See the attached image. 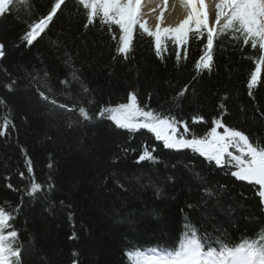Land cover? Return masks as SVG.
<instances>
[{"label":"trees","instance_id":"1","mask_svg":"<svg viewBox=\"0 0 264 264\" xmlns=\"http://www.w3.org/2000/svg\"><path fill=\"white\" fill-rule=\"evenodd\" d=\"M53 2L30 0V11L13 7L0 16V206L14 217L23 264H131L130 251L175 247L186 224L213 247L220 239L235 245L254 238L264 228L258 187L191 149H165L147 129L129 132L97 116L133 92L146 110L184 121L188 138L204 135L216 118L264 145V69L249 95L250 45L219 37L211 70L198 71L206 34L190 37L178 61L171 42L161 59L151 38L136 32L125 59L106 25L96 20L85 28L76 0H66L29 45L23 37ZM80 107L91 120H83ZM145 146L159 162L137 163ZM33 180L42 188L29 195Z\"/></svg>","mask_w":264,"mask_h":264},{"label":"snow or ice","instance_id":"2","mask_svg":"<svg viewBox=\"0 0 264 264\" xmlns=\"http://www.w3.org/2000/svg\"><path fill=\"white\" fill-rule=\"evenodd\" d=\"M167 2L168 0H162L164 5H167ZM65 3L66 0H54L47 15L32 23L23 39L31 45ZM179 3L186 12L183 18L175 25L162 26L164 8L161 7L153 29L148 26L145 19L142 0H76L78 10L79 6H82L86 15L85 28L94 24L96 20H99L101 26L106 25L108 32L112 33V39L118 41L116 53L123 54L125 59L132 49L136 32L151 38L155 54L161 59L162 52L167 49V42H171L177 49L178 61L181 46H184V56H187L190 37L199 40L206 34L204 51L196 61L195 68L198 71L211 70L214 40L230 34L231 40L237 42L238 46L243 48L250 45L254 51V55L249 59L255 67L247 82L251 95V90L261 82V72L264 69V0H212L214 20H210L212 8L206 0H179ZM21 6L30 11V0H0V16L10 12L13 7ZM151 11L155 12L156 9ZM113 26L118 29V36ZM3 49L4 45L0 44V57L4 55ZM187 87L186 85L179 93L180 96L185 94ZM87 91L85 87L84 92ZM40 96L45 100L49 99L43 91L40 92ZM51 103L56 105V100H51ZM58 107L68 111L76 110L75 106L69 108L65 104ZM79 114L85 121L92 119L84 107L79 108ZM97 116L100 118L107 116L116 127L127 129L129 132L147 129L154 134L157 141L163 142L165 149H191L210 164L214 163L218 168H228L230 175L237 181L258 186L256 194L260 205L264 206V145L253 143L243 131L228 127L221 119L213 118L212 126L204 135L200 136L193 132L191 138H188L190 129L184 121L151 109L146 110L140 106L133 92L128 93L127 103L101 107ZM197 120H203V117H193L194 122ZM7 125L8 121L5 119L4 130L7 129ZM181 125L183 132L180 131ZM0 134L3 132L0 131ZM154 151L155 149L149 150L145 146L137 158V163L159 162L158 157L153 154ZM28 171L29 173L32 171L30 162ZM194 175L201 178L199 172H195ZM219 187L223 188L222 185ZM41 188L42 185L33 180L28 194L38 193ZM204 193L210 197L214 190L206 187ZM156 195H161L159 188H156ZM13 219L14 217L0 206V264H23V248L17 243L19 233L12 224ZM72 238H75V233ZM205 240L206 238L201 237L195 227L186 224L185 232L175 247L130 251L127 256L131 264H264V228H261L254 238H243L235 245L220 239L216 241L217 246L213 247ZM73 255L76 256L77 253ZM72 264H78L77 260L74 259Z\"/></svg>","mask_w":264,"mask_h":264},{"label":"bare ground","instance_id":"3","mask_svg":"<svg viewBox=\"0 0 264 264\" xmlns=\"http://www.w3.org/2000/svg\"><path fill=\"white\" fill-rule=\"evenodd\" d=\"M208 1V0H206ZM145 19L149 27L154 29L156 17L160 15V8H164L162 17V26L169 24L175 25L186 14L185 9L181 7L179 0H168L167 5L162 3V0H142ZM156 9L155 12L151 11Z\"/></svg>","mask_w":264,"mask_h":264},{"label":"rangeland","instance_id":"4","mask_svg":"<svg viewBox=\"0 0 264 264\" xmlns=\"http://www.w3.org/2000/svg\"><path fill=\"white\" fill-rule=\"evenodd\" d=\"M206 3L209 5L210 8H212V11L210 12V20H214V18H215V16H214V5L212 4V0H208V1H206ZM218 131H223V129L222 130L218 129Z\"/></svg>","mask_w":264,"mask_h":264},{"label":"water","instance_id":"5","mask_svg":"<svg viewBox=\"0 0 264 264\" xmlns=\"http://www.w3.org/2000/svg\"><path fill=\"white\" fill-rule=\"evenodd\" d=\"M244 183H246V182H244ZM246 184H248V183H246ZM257 187H258V186H257ZM261 207H262V210H263V213H264V206L261 205Z\"/></svg>","mask_w":264,"mask_h":264}]
</instances>
